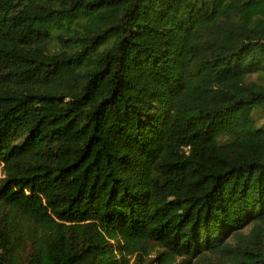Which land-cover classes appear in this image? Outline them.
Wrapping results in <instances>:
<instances>
[{
  "label": "trees",
  "instance_id": "1",
  "mask_svg": "<svg viewBox=\"0 0 264 264\" xmlns=\"http://www.w3.org/2000/svg\"><path fill=\"white\" fill-rule=\"evenodd\" d=\"M264 264V0H0V264Z\"/></svg>",
  "mask_w": 264,
  "mask_h": 264
},
{
  "label": "rangeland",
  "instance_id": "2",
  "mask_svg": "<svg viewBox=\"0 0 264 264\" xmlns=\"http://www.w3.org/2000/svg\"><path fill=\"white\" fill-rule=\"evenodd\" d=\"M151 250L152 251L149 255L141 253L142 260L145 262V264H160L158 261H156V255L158 254V252H162V250L152 247Z\"/></svg>",
  "mask_w": 264,
  "mask_h": 264
}]
</instances>
